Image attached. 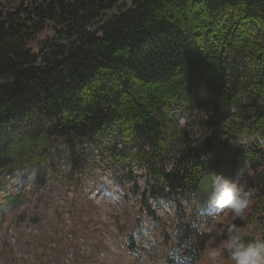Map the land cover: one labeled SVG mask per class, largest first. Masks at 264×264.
Listing matches in <instances>:
<instances>
[{"label":"trees","instance_id":"1","mask_svg":"<svg viewBox=\"0 0 264 264\" xmlns=\"http://www.w3.org/2000/svg\"><path fill=\"white\" fill-rule=\"evenodd\" d=\"M197 109L188 145L177 120ZM258 137L264 0H0V171L20 142L57 138L144 167L156 199L213 172L264 179Z\"/></svg>","mask_w":264,"mask_h":264},{"label":"rangeland","instance_id":"2","mask_svg":"<svg viewBox=\"0 0 264 264\" xmlns=\"http://www.w3.org/2000/svg\"><path fill=\"white\" fill-rule=\"evenodd\" d=\"M203 112L178 117L188 145L200 138L195 120ZM262 172L249 166L232 177L252 193L243 219L228 214L214 221L205 203L210 177L199 190L186 187L155 199L153 175L134 162L115 165L96 146L71 147L57 138L20 142L13 163L0 171V264H198L213 225L236 224L246 240H264ZM183 230L190 238L182 244ZM175 249L188 261L169 257ZM222 264L231 262L225 256Z\"/></svg>","mask_w":264,"mask_h":264},{"label":"clouds","instance_id":"3","mask_svg":"<svg viewBox=\"0 0 264 264\" xmlns=\"http://www.w3.org/2000/svg\"><path fill=\"white\" fill-rule=\"evenodd\" d=\"M259 138V137H258ZM264 144V138H259ZM252 193L244 183H237L223 173L210 175V191L206 205L212 209V219L218 221L230 214L233 220L243 219L251 203ZM208 238L200 250L198 264H222L226 256L231 264H264V240H246L236 224L217 229H208ZM169 257L187 262L189 257L181 255L180 249L171 250Z\"/></svg>","mask_w":264,"mask_h":264}]
</instances>
